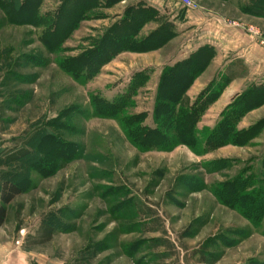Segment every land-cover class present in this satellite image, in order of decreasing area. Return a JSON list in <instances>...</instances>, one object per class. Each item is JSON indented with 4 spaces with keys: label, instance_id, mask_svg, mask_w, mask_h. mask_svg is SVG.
Here are the masks:
<instances>
[{
    "label": "rangeland",
    "instance_id": "obj_1",
    "mask_svg": "<svg viewBox=\"0 0 264 264\" xmlns=\"http://www.w3.org/2000/svg\"><path fill=\"white\" fill-rule=\"evenodd\" d=\"M246 1L191 0L188 7L182 0H79L74 7V0H39L20 13L26 24L12 23L2 5L0 148L23 139L30 155L0 157V184L10 178L24 189L7 207L0 240L20 241L57 264H264V211L252 223L219 195L236 177L249 180L240 196L264 192V88H254L264 84L247 80L223 105L216 102L230 76L213 73L207 88L191 90L180 86L182 78L164 83L167 66L161 72L186 53L187 10L264 48V18L241 14L238 2ZM84 2L90 7L82 11ZM137 18L129 49L86 62L107 34ZM164 28L168 38L147 41ZM239 73L250 75L243 67ZM106 103L118 106L113 115L99 113ZM226 122L245 133L243 144L213 141L198 153ZM180 123H188L190 143L164 149L154 140L143 149L138 143H147L133 139L138 130L176 138ZM43 222L54 226L52 240L30 246L27 236Z\"/></svg>",
    "mask_w": 264,
    "mask_h": 264
},
{
    "label": "crops",
    "instance_id": "obj_2",
    "mask_svg": "<svg viewBox=\"0 0 264 264\" xmlns=\"http://www.w3.org/2000/svg\"><path fill=\"white\" fill-rule=\"evenodd\" d=\"M227 1L231 2L232 0ZM238 3L241 14L264 18L262 3H259L257 11L254 13L246 8L252 3H256V0ZM222 23L209 15L207 17L200 14L198 17L193 10L186 11L184 24L189 28L191 34L187 36V41L182 45L186 53L177 59L172 56L169 62L163 64L161 72L164 74V69L167 66L166 73L168 74L167 79L163 80L164 83L169 84L174 78L178 82V78H182L180 86L188 87L191 90L204 89L208 87L209 81L214 77L213 73H216L214 78L223 77V80L224 77L230 76L228 77L230 83L216 102L223 103V105L228 102L229 96L246 86L247 80L264 84V48H253L247 44L246 37L238 30H234L232 34L226 36L223 26H221ZM209 48L214 51V54L210 55L211 59L208 55ZM195 66H201V68L198 70L195 69ZM241 66L250 72L249 76L239 73ZM193 72L199 74L192 75ZM248 115L242 119L240 128L248 126V123H245ZM23 249L20 241L13 244L9 240H0V264H57L53 258L46 257L42 252Z\"/></svg>",
    "mask_w": 264,
    "mask_h": 264
},
{
    "label": "trees",
    "instance_id": "obj_3",
    "mask_svg": "<svg viewBox=\"0 0 264 264\" xmlns=\"http://www.w3.org/2000/svg\"><path fill=\"white\" fill-rule=\"evenodd\" d=\"M10 0H0V7L3 5L4 8H6L8 11V14L10 16V19L13 21L12 23H17V24H26L29 23V21L27 20V17H23V16H19L20 13L22 14L23 12L26 11V9L28 8V3L33 4L34 2L38 4L39 0H24L21 4H17L15 2V6L12 4H8ZM79 0H74V7L75 4L78 2ZM259 3H262L263 7H264V0H256V3H252L249 7H247V10L252 11L253 13L255 11H257L258 5ZM81 10L84 11L86 10V8L90 7L89 2H84L82 5ZM16 7V10H15ZM37 9L36 4L34 5L33 10ZM66 7V5H65ZM35 9V11H36ZM33 12V15H36ZM81 11V12H82ZM141 13V12H140ZM11 14L13 15L11 17ZM33 15H31V17H33ZM29 16V15H28ZM65 14H60L58 15V19L56 21V23H53V25L56 27L58 26L60 23V21L62 19L65 18ZM140 18V17H139ZM61 19V20H60ZM135 19V18H133ZM143 19V18H142ZM10 20V21H11ZM128 21V19H127ZM62 22V21H61ZM138 23V18L136 20H134L132 23H125V27L126 29L124 30H119L117 29L116 33H118V35L115 36H111V35H106L103 40H102V44H100V46L86 54V56L84 55V57L86 58V62L87 63H91L93 60H96L101 54L103 53H107L110 52L111 55H109L107 57V61L110 60L114 55L129 49V43L132 41V38L136 35L137 32H133V29H135L134 26H136ZM52 26V25H50ZM113 30V29H112ZM110 30V31H112ZM169 30L167 28H164V30H162V32H156L152 35V37H150L147 41L148 42H152L154 45L161 43L162 41H164L166 38L169 37L168 34H166ZM60 34H58L59 36ZM156 43V44H155ZM110 46H113V50L108 49L110 48ZM210 49V48H209ZM210 52L212 54V50L210 49ZM94 54H96L94 56ZM209 54V52H208ZM104 64V63H103ZM102 64V65H103ZM201 66H195V69H200ZM197 70V72H198ZM76 71V70H74ZM197 72H193L192 75H195ZM257 88L258 90H262L264 87L263 86H258V87H254ZM260 96H262V94H260ZM254 97H257V95L255 94ZM188 101V100H187ZM187 103V102H185ZM263 103V102H261ZM259 103H257V105H259ZM256 106V104H255ZM255 106H252L249 108L253 109ZM118 106H116L115 104H110V103H106L104 105L101 104L99 110V113L102 115H113L112 114V110H115ZM113 108V109H112ZM183 123H180L179 125L175 126L176 129V138H170V137H165L162 133H160L159 131L156 130H148L146 132V134L143 136V134H141V131L138 130L137 133L135 135H133V139L135 142H138V140L142 141L143 143H147V144H142L141 142L138 143V146L146 149L145 147H149L151 145H154L152 143V141L154 140H161L164 141V144L162 148H172L174 147L175 143L178 141H182V143H190V140L192 138V131L189 128V126L187 125L188 123L182 125ZM140 132V133H139ZM50 135H52L51 133H49ZM232 134V135H231ZM246 137L245 133L240 132V131H236V129H234V127L229 126L228 123L226 122L225 124H220L218 126V128L214 129V131H212L205 140H203L200 144H199V152L198 153H203L205 151L210 150V144L213 141H221L219 144L220 146L226 143H232V144H243V139ZM179 139V140H178ZM25 140L23 139H19L16 140V144L13 147H9V148H0V157L2 156L3 158H5L7 161L9 162H17L20 161L23 158H26L27 156L30 155V149H28V147L26 146V144L24 143ZM240 177H236L235 179L227 182L226 184L223 185L222 189L220 190L219 195H221L223 198H220L221 201L223 203H225L226 205H230L232 207H236V208H241L243 214L253 223L256 221L257 217H259L261 215V213L264 211V199H261L260 196L264 195V192L262 190L258 191L256 193V196L253 195L252 193H247L244 194L242 196L239 195V191L242 190V188H245L247 186V183L249 182L248 179H244V180H239ZM233 186L234 189H229L232 188ZM22 193H24V189L18 185L17 183H15L13 180H11L10 178H5L2 180L1 184H0V226H2L4 224V222L7 219L8 216V210L7 207L9 204H11L18 196L22 195ZM218 195V196H219ZM233 197V203L230 202L229 198ZM257 210H259L257 213L255 211V208H257ZM263 215V214H262ZM259 219V218H258ZM54 226H52L51 224L47 223V222H43L40 227L38 228L36 234L27 236L26 240L28 241V244L30 246H39V245H44L48 242H50L53 238V234H54Z\"/></svg>",
    "mask_w": 264,
    "mask_h": 264
},
{
    "label": "built area",
    "instance_id": "obj_4",
    "mask_svg": "<svg viewBox=\"0 0 264 264\" xmlns=\"http://www.w3.org/2000/svg\"><path fill=\"white\" fill-rule=\"evenodd\" d=\"M188 7L189 6H192L191 4H192V2H191V0H182Z\"/></svg>",
    "mask_w": 264,
    "mask_h": 264
}]
</instances>
